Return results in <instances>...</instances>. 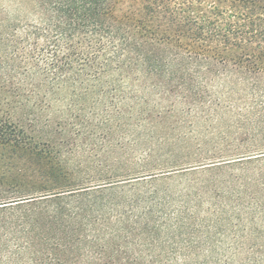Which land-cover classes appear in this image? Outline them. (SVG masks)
Instances as JSON below:
<instances>
[{
    "label": "trees",
    "instance_id": "16d2710c",
    "mask_svg": "<svg viewBox=\"0 0 264 264\" xmlns=\"http://www.w3.org/2000/svg\"><path fill=\"white\" fill-rule=\"evenodd\" d=\"M0 264H264V0H0Z\"/></svg>",
    "mask_w": 264,
    "mask_h": 264
},
{
    "label": "rangeland",
    "instance_id": "374dc122",
    "mask_svg": "<svg viewBox=\"0 0 264 264\" xmlns=\"http://www.w3.org/2000/svg\"><path fill=\"white\" fill-rule=\"evenodd\" d=\"M175 175L169 179V182L171 187L175 188V190L178 191L182 188V185H180V183L182 182V184H184V180L186 179V176H181V175L175 176Z\"/></svg>",
    "mask_w": 264,
    "mask_h": 264
}]
</instances>
